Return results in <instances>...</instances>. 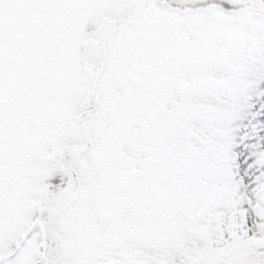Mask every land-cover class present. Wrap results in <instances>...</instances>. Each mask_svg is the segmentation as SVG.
I'll use <instances>...</instances> for the list:
<instances>
[{
    "label": "snow or ice",
    "instance_id": "6c2138e0",
    "mask_svg": "<svg viewBox=\"0 0 264 264\" xmlns=\"http://www.w3.org/2000/svg\"><path fill=\"white\" fill-rule=\"evenodd\" d=\"M0 264H264V0H0Z\"/></svg>",
    "mask_w": 264,
    "mask_h": 264
}]
</instances>
